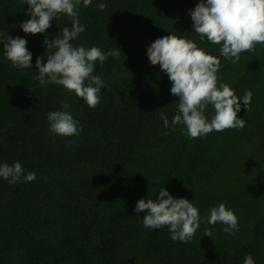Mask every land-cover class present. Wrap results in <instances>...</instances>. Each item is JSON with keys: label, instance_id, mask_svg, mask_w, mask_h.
I'll list each match as a JSON object with an SVG mask.
<instances>
[{"label": "trees", "instance_id": "16d2710c", "mask_svg": "<svg viewBox=\"0 0 264 264\" xmlns=\"http://www.w3.org/2000/svg\"><path fill=\"white\" fill-rule=\"evenodd\" d=\"M100 3L107 7L100 10ZM199 3L92 0L84 7L81 2L77 11L85 31L72 45L120 51L118 59L109 57L103 66L96 62L93 75H100L105 86L99 105L90 108L63 86L35 79L36 59L47 49L45 36L53 40L64 27L71 28L69 18L61 14L46 33L25 34L20 25L30 19L29 5L0 0V32L26 39L32 53V68L17 69L3 57L0 44V164L19 161L24 174H36L31 182L15 184L0 177V264H243L248 255L264 264V197L248 209L215 184L219 169L245 140L255 144L264 164V109L254 129L247 125L189 139L183 125L172 130L179 97L147 55L157 38L173 34L218 57L222 71L247 63V51L234 64L220 55V45L193 32L189 12ZM249 61L232 86L241 98L256 88L264 70V58ZM65 102L83 130L54 137L47 114L64 111ZM213 114L206 116L209 121ZM68 140L74 141L71 147ZM93 168L98 170L92 173ZM163 187L200 211V228L189 242L173 241L167 226L145 228L146 213L135 212L139 200L155 201ZM220 203L238 217L235 234L203 219ZM205 228L212 237L204 236Z\"/></svg>", "mask_w": 264, "mask_h": 264}, {"label": "clouds", "instance_id": "9594fccd", "mask_svg": "<svg viewBox=\"0 0 264 264\" xmlns=\"http://www.w3.org/2000/svg\"><path fill=\"white\" fill-rule=\"evenodd\" d=\"M92 4V0H24L29 5L28 16L20 26L25 34H42L51 27V21L66 15L72 27H64L55 39L45 36L47 49L37 57L35 77L41 85L57 84L70 93L81 98L88 107L95 108L100 103V91L104 81L100 75H93L95 64L103 66L109 58H119V49L103 52L99 47L86 49L74 47L71 43L85 31L80 23L78 6ZM106 4L98 8L104 10ZM193 21V32L201 41L220 45V55L232 63H237L244 52L253 53L256 45L264 46V0H200V3L189 12ZM28 41L19 36L13 38L6 32H0V44H3V57L17 69L32 68V53L27 48ZM150 63L159 65L172 82L171 94L178 96L177 113L171 121L172 130L183 125L182 134L189 139L206 137L213 131L243 129L246 121L238 117L243 101L247 111L250 110L253 93L246 91L238 97L226 83L218 85L217 73L221 68L218 57L208 54L197 46L193 40L177 35L157 38L147 49ZM47 56V62L44 57ZM211 105L214 114L209 121L204 115ZM70 104L63 103L64 111H53L47 114L49 132L62 138L77 136L83 130L79 121L74 119L67 109ZM164 127H169V119L160 111ZM74 141L68 140L66 147ZM0 177L10 184L31 182L36 179L34 172L24 174L19 161L12 165L0 164ZM23 177V180H21ZM167 197V198H165ZM135 212H145V228L160 229L168 227L173 241L189 242L200 228L201 215L197 207L186 198L173 197L166 188L159 191L157 199H141L137 202ZM139 217V216H137ZM207 224L224 225L223 232L235 234L239 230L238 217L224 203L213 207L210 214L203 217ZM204 236L212 237L210 228L204 229ZM243 264H255L248 255Z\"/></svg>", "mask_w": 264, "mask_h": 264}, {"label": "rangeland", "instance_id": "374dc122", "mask_svg": "<svg viewBox=\"0 0 264 264\" xmlns=\"http://www.w3.org/2000/svg\"><path fill=\"white\" fill-rule=\"evenodd\" d=\"M256 50L253 53L247 52L246 59L236 64L233 70L222 71L219 70L218 85L220 83H226L231 88L235 83L237 76L244 73L250 66V61L263 60L264 58V46L257 44ZM259 66H257L258 69ZM261 79L258 84H254L252 87L253 97L250 104V110L242 107V113L239 118L246 121L245 127L254 129L255 125L260 121V115L264 109V70L261 72ZM214 113V109L209 105L204 112L205 116H210ZM93 168L92 173L96 172ZM215 184L220 189L227 192L229 195H233L237 198L240 204H246L250 208L256 207V204L263 200L264 197V164L259 160L255 144L251 141L245 140L242 145L238 147V150L232 155L229 161L219 169L216 175Z\"/></svg>", "mask_w": 264, "mask_h": 264}]
</instances>
